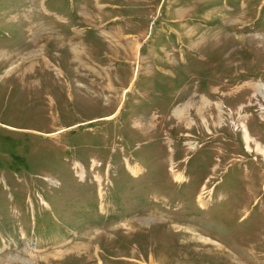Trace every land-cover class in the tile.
<instances>
[{"label":"rangeland","instance_id":"1","mask_svg":"<svg viewBox=\"0 0 264 264\" xmlns=\"http://www.w3.org/2000/svg\"><path fill=\"white\" fill-rule=\"evenodd\" d=\"M258 83L264 0H0V264H264Z\"/></svg>","mask_w":264,"mask_h":264},{"label":"bare ground","instance_id":"2","mask_svg":"<svg viewBox=\"0 0 264 264\" xmlns=\"http://www.w3.org/2000/svg\"><path fill=\"white\" fill-rule=\"evenodd\" d=\"M263 93H264V92H263ZM263 96H264V94H263ZM204 104H209V101H206V100L203 99V104L199 107V109H200ZM218 107H219L220 111H222L220 105H218ZM176 115H178L179 118H185V117H184L185 113H184L183 109H178V110H176ZM244 131H245V135H244V136H245V138L247 139V138H248V134H247L246 130H244ZM193 146H194L193 143H189V148H193ZM92 162L94 163V161H92ZM93 163H92V164H93ZM136 167H137V166H128V169H129V171H130L132 174H134V173L136 172ZM178 177H179V176H177V178H178ZM97 179H99L98 176H97Z\"/></svg>","mask_w":264,"mask_h":264},{"label":"flooded vegetation","instance_id":"3","mask_svg":"<svg viewBox=\"0 0 264 264\" xmlns=\"http://www.w3.org/2000/svg\"><path fill=\"white\" fill-rule=\"evenodd\" d=\"M260 86V87H259ZM258 88H260L261 89V91L263 90V88H262V86H261V84L260 83H258ZM264 92V90L261 92V96L262 97H264L263 95H262V93Z\"/></svg>","mask_w":264,"mask_h":264}]
</instances>
